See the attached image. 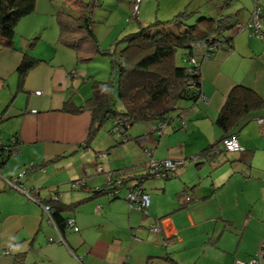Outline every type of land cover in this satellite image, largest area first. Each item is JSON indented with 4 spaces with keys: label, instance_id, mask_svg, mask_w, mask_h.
<instances>
[{
    "label": "crops",
    "instance_id": "1",
    "mask_svg": "<svg viewBox=\"0 0 264 264\" xmlns=\"http://www.w3.org/2000/svg\"><path fill=\"white\" fill-rule=\"evenodd\" d=\"M57 2L36 0L34 13L16 25L12 47H0V139L19 140L16 153L0 167V264H234L249 261L260 249L264 264V123L258 121L264 120V106L238 131L241 152L202 155L220 142L215 121L233 87L252 90L264 104V39L246 28L254 7L264 22V2L235 0L226 10L238 14L235 27L225 33L230 48L210 58L198 50L203 102L180 103L162 133L149 124L133 125L129 141L112 134L108 122L87 146L90 113H67L63 106H84L91 95H82L80 86L92 77L85 66L75 68L74 53L57 43ZM118 2L132 12L133 0ZM142 2L148 6L150 0L140 2L141 21L118 38L148 26ZM260 31L264 37V23ZM33 38L46 50L30 49ZM24 54L41 63L19 87L16 70ZM195 156L199 160L192 162ZM151 160L185 163L164 180L145 177ZM23 172L19 183L37 192L33 198L4 182ZM137 176H143L139 185L133 180ZM115 180L123 181L115 188L117 197L93 196ZM134 188L148 196L144 212L125 200ZM49 201L76 204L62 215L76 232L70 226L61 232L50 221L44 211ZM7 249L11 254L2 255Z\"/></svg>",
    "mask_w": 264,
    "mask_h": 264
},
{
    "label": "trees",
    "instance_id": "2",
    "mask_svg": "<svg viewBox=\"0 0 264 264\" xmlns=\"http://www.w3.org/2000/svg\"><path fill=\"white\" fill-rule=\"evenodd\" d=\"M64 1L69 4V9L59 8L55 15L57 43L75 53L77 63L88 64L100 56L110 61L107 80L92 81L91 96L84 106L75 107L71 102L63 106V111L67 113L78 114L85 110L90 113L91 123L85 146L108 122L112 134L123 142L129 141L128 131L133 125L149 124L156 127L164 122L170 125L171 115L178 111L180 103L200 101L198 50L204 49L202 58H210L215 51L230 48L231 38L225 33L235 27L232 19L238 15L226 14L227 8L235 0H223L226 10H220L215 16H211L210 10H207L208 13L183 10L171 22L142 27L115 42L114 48L102 50L92 29V13L100 5V0ZM35 5L36 0H0V47H12L16 25L34 12ZM197 44L204 46L198 48ZM34 45L31 42L29 48L32 49ZM120 46L123 48L118 52ZM178 52L181 53V65L175 62ZM188 58H194V64H189ZM40 63V60L28 54L23 55L16 70L19 87L27 74ZM263 106L262 100L252 90L243 86L233 87L215 121L222 132L220 142L224 137L238 136V131L249 121L248 115ZM114 120L125 121L128 129L123 134L113 133ZM13 138L14 147L19 148L18 138ZM213 146L202 155L212 158L209 151ZM9 148V145L0 146V167L12 156ZM140 177H135L134 182L141 181ZM122 183L114 188L115 182L110 188L97 189L93 196L105 195L107 190L113 191ZM44 205L49 206L52 222L63 232L67 221L62 215L76 207V204L66 206L49 201Z\"/></svg>",
    "mask_w": 264,
    "mask_h": 264
},
{
    "label": "rangeland",
    "instance_id": "3",
    "mask_svg": "<svg viewBox=\"0 0 264 264\" xmlns=\"http://www.w3.org/2000/svg\"><path fill=\"white\" fill-rule=\"evenodd\" d=\"M58 1L57 5L59 8L63 9H69V4L65 3L64 0H54ZM84 2L88 0H83ZM150 0V4L147 6L146 4H142L144 6V9L146 10V14L144 15V21H148V25H153L156 23H168L171 22L174 17L182 12L183 10L188 11H196L208 13L207 10H210L211 16H215L220 13V10L223 8V0ZM261 3L264 2V0H258ZM117 0H100L101 5L97 6L94 10V13L92 15V20L96 21V28L95 32L99 40V44L101 47L109 49L114 48L115 42H118L119 36H121V32H123L125 27H128L130 25H133V27L138 25V22L141 20L138 19H132V12H129V6L126 3L118 2ZM128 2V0H127ZM117 4V8H113V5ZM141 5V4H140ZM226 9L223 10V12ZM111 12V13H110ZM34 13V12H33ZM32 13V14H33ZM46 16H40L39 20H45ZM107 20L104 23H101L103 19ZM131 20V21H130ZM264 22H261V25ZM118 38V40H117ZM115 40V41H114ZM35 45L33 46V51H40L43 52L46 50V45L44 43H40V39L35 40L33 38L31 40ZM114 41V43H113ZM40 43V44H39ZM112 43V44H111ZM39 44V46H37ZM75 57V65L74 67H83L87 68V72L89 76L92 78H86L85 83L81 84L82 89V95H91V84L93 79L96 81H106L109 76V60L107 57H98L99 61L96 62L95 60L93 62H89L88 64H80L76 62V56ZM181 53L178 52L176 54L175 62L177 64H182L181 62ZM78 68V69H79ZM88 81V82H87ZM20 103H23L19 100ZM109 126V125H108ZM6 136V135H5ZM6 139V138H4ZM12 157V156H11Z\"/></svg>",
    "mask_w": 264,
    "mask_h": 264
},
{
    "label": "built area",
    "instance_id": "4",
    "mask_svg": "<svg viewBox=\"0 0 264 264\" xmlns=\"http://www.w3.org/2000/svg\"><path fill=\"white\" fill-rule=\"evenodd\" d=\"M141 0H133L132 3V19H136L138 17V10H139V5H140ZM261 9L259 7H254L250 20L246 26L247 29H249L257 38L264 39L263 35L261 34ZM198 48L203 47L204 44H197L196 45ZM189 64H194L195 60L194 58H188L187 59ZM35 94L39 95V92H36ZM199 100L201 102L204 101L203 97L200 96ZM181 121L183 120V115L180 117ZM260 123H264V120L259 119L258 120ZM183 124V121H182ZM169 126L168 123L164 122L160 124L159 126L153 127L155 132L162 133L167 127ZM112 127L114 132L116 134H123L125 130L128 129V125L125 121L122 120H114L112 122ZM10 146V150H12V155L16 153L18 148L14 147L15 145V139L13 137H10L5 143L0 139V146ZM8 149V150H9ZM242 151V148L238 142L237 136H227L224 137L219 145L213 146L210 151H209V156H219L223 153H239ZM7 152H5L6 154ZM199 160V156H195L191 158L192 162H197ZM185 161H156V160H151L146 171H145V177L146 178H155V179H170L172 177L176 176V169L183 166ZM97 172H101V169L98 168ZM24 172L19 175L17 178H11V179H6L4 180L5 184L9 188H13L15 190H18L19 192L25 194L26 196H31L32 198L34 195H37V192L35 194L34 191H31L29 189L23 188V186L19 183V180L21 177L24 176ZM141 178V179H140ZM139 179L142 181L143 176L140 177ZM80 182L73 183L72 187L77 188L79 186ZM121 183V180H117L115 182V187H118ZM109 188V187H108ZM111 197H117L118 196V191L114 189L113 191H106ZM125 200L132 208H135L136 210H139L140 212H144L146 208L148 207V196L144 194L140 188H134L128 194L125 196ZM185 202L190 201V197L184 198ZM44 211L49 215L50 221L52 222V219L50 217V208L49 206L44 205ZM67 226H70L71 229L76 232L78 229L74 227L73 221L69 220L67 221ZM154 233H158V228L153 226L151 229ZM50 242L52 241L51 239L49 240ZM11 254V249L4 250L2 252V255L8 256ZM263 258V251L260 249L257 254L251 258L247 262L243 261H236L234 264H261Z\"/></svg>",
    "mask_w": 264,
    "mask_h": 264
},
{
    "label": "water",
    "instance_id": "5",
    "mask_svg": "<svg viewBox=\"0 0 264 264\" xmlns=\"http://www.w3.org/2000/svg\"><path fill=\"white\" fill-rule=\"evenodd\" d=\"M3 141V140H2ZM4 142V141H3ZM5 143V142H4Z\"/></svg>",
    "mask_w": 264,
    "mask_h": 264
}]
</instances>
